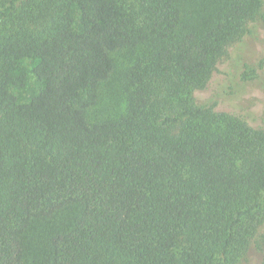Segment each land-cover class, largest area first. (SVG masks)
Here are the masks:
<instances>
[{"label": "trees", "instance_id": "16d2710c", "mask_svg": "<svg viewBox=\"0 0 264 264\" xmlns=\"http://www.w3.org/2000/svg\"><path fill=\"white\" fill-rule=\"evenodd\" d=\"M263 8L0 0V264H264V128L197 100Z\"/></svg>", "mask_w": 264, "mask_h": 264}, {"label": "rangeland", "instance_id": "374dc122", "mask_svg": "<svg viewBox=\"0 0 264 264\" xmlns=\"http://www.w3.org/2000/svg\"><path fill=\"white\" fill-rule=\"evenodd\" d=\"M252 30L249 40L230 48L229 56L218 65L209 87L197 93V100L211 101L213 95L220 101L218 111L243 115L254 126L264 128V8L258 26H253ZM115 57L117 72L111 80L113 85L102 90L100 102L89 112L90 120L114 118L124 110L118 78L130 56L122 51ZM232 93L234 95L228 96ZM234 97L236 100L230 101ZM262 257L263 253L253 248L243 264H256Z\"/></svg>", "mask_w": 264, "mask_h": 264}]
</instances>
